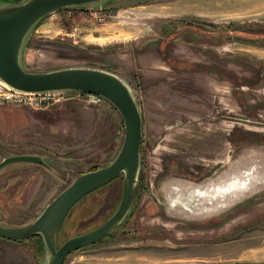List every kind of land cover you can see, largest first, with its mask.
<instances>
[{
  "label": "rangeland",
  "instance_id": "rangeland-1",
  "mask_svg": "<svg viewBox=\"0 0 264 264\" xmlns=\"http://www.w3.org/2000/svg\"><path fill=\"white\" fill-rule=\"evenodd\" d=\"M226 2L105 0L54 10L30 29L20 53L26 71L108 70L130 86L142 116L128 215L112 235L71 252L63 264H264V190L255 187L256 194L231 207L228 194L218 196L205 213V198L192 207L200 212L188 214L182 207L183 213L172 211L166 197L188 189L189 183L176 181L181 178L208 176L199 182L207 183L242 162L264 168V0ZM190 20L208 26L205 37L188 28L178 32ZM162 40L168 42L162 55L186 59H155L159 53L153 57L152 50ZM191 61L210 67L194 69ZM196 70L204 73L185 75ZM60 95L41 110L0 104V161L31 154L44 162L0 167L1 227L29 225L75 176L107 165L120 148L124 126L111 103L102 97L88 103L77 91ZM122 187L120 175L76 202L55 233L56 246L104 223L117 209ZM45 259L40 235L0 237V264Z\"/></svg>",
  "mask_w": 264,
  "mask_h": 264
},
{
  "label": "water",
  "instance_id": "water-1",
  "mask_svg": "<svg viewBox=\"0 0 264 264\" xmlns=\"http://www.w3.org/2000/svg\"><path fill=\"white\" fill-rule=\"evenodd\" d=\"M102 1L105 0H26L15 5H0L1 81L9 87L23 92L61 94L66 91H77L95 94L115 107L124 126L120 148L107 165L75 176L45 205L29 225L19 229L0 226V237L12 241H20L30 235H40L46 253L43 264H63L65 257L71 252L112 235L130 211L132 195L138 179L142 116L133 92L123 78L108 70L92 67H66L44 72H30L21 66L20 53L25 38L33 25L43 16L62 7L85 6ZM20 161L44 164L37 155L19 154L4 157L0 161V167ZM259 164L258 162L236 163L235 166L232 164L214 180L207 183H195L190 178L176 180L177 182H187L190 185L186 186L188 189L183 195L174 194L172 196L166 192V197L173 202L170 209L183 213L177 208L182 207L183 211H187L188 214L191 210L200 212L202 209L205 213L212 202L209 201L208 206L201 209H192L200 202L198 196H202V194L198 196L192 194L200 193V191L215 190V194L212 195V199H215L217 197L216 190H222L231 198L230 207L238 202L239 197L246 194L245 198H247L250 194H256L253 191L255 187L254 190L261 188L259 192L263 191L264 168ZM224 173L227 175L225 176ZM222 174L224 178L220 179ZM120 175L123 177L122 196L115 212L98 227L70 237L60 246H56L55 233L71 207L86 194L106 185ZM172 189L178 191L176 185H171L170 190ZM185 202L190 204L186 206ZM227 207L226 204L221 210H225Z\"/></svg>",
  "mask_w": 264,
  "mask_h": 264
},
{
  "label": "built area",
  "instance_id": "built-area-1",
  "mask_svg": "<svg viewBox=\"0 0 264 264\" xmlns=\"http://www.w3.org/2000/svg\"><path fill=\"white\" fill-rule=\"evenodd\" d=\"M83 95L88 103L96 104L100 101V97L95 94L83 93ZM62 98L63 96L60 94L15 90L0 80V104L11 103L32 108L34 110H41L59 102Z\"/></svg>",
  "mask_w": 264,
  "mask_h": 264
},
{
  "label": "flooded vegetation",
  "instance_id": "flooded-vegetation-1",
  "mask_svg": "<svg viewBox=\"0 0 264 264\" xmlns=\"http://www.w3.org/2000/svg\"><path fill=\"white\" fill-rule=\"evenodd\" d=\"M188 22V21H187ZM208 26L207 25H204V24H201V23H196V22H191V23H186V24H184V25H180L179 27H178V32H184L185 31V28H188V32H190V33H193V35H195L196 37L197 36H200V35H204L205 33H206V31L208 30V28H207ZM193 39V38H192ZM197 39V38H196ZM195 39V40H196ZM195 40L193 39V41L195 42ZM161 43H159L158 42V46L156 47V48H153V50H152V54L154 55L155 54V50H156V52H158L159 53V55L157 56V58H155V59H186V58H184V57H174V56H166L165 54L164 55H162L163 54V51L165 50V47H166V44L168 43V42H165V41H160ZM193 42H190L189 44H192ZM149 51H151V50H149ZM153 57H155V55L153 56ZM150 59H152V58H150ZM165 61H167V60H165ZM193 62V63H192ZM191 63L193 64L192 65V68H194V69H197V65L196 64H204V65H200L199 67V69L200 70H202V69H204V68H208V67H210V62H205V63H203V62H198V61H191ZM201 73H204L203 71H198V70H196L195 72H191V73H189V74H185V75H193V74H197V75H200ZM194 87V89L195 90H198L197 88H198V85H197V83H195V85L193 86ZM192 87V88H193ZM39 164V163H38ZM43 165V164H42ZM208 170L209 169H205L204 171H207L208 172ZM208 177V176H207ZM207 177H198V176H194L193 178L191 177L190 179L191 180H193V182H204L205 181V179H207ZM183 179H186V178H183ZM214 218V217H213ZM205 220H208V219H205ZM204 220V221H205Z\"/></svg>",
  "mask_w": 264,
  "mask_h": 264
},
{
  "label": "bare ground",
  "instance_id": "bare-ground-1",
  "mask_svg": "<svg viewBox=\"0 0 264 264\" xmlns=\"http://www.w3.org/2000/svg\"><path fill=\"white\" fill-rule=\"evenodd\" d=\"M223 175V174H222ZM217 191V197L218 196H220L221 198H223L225 195H227V194H224L223 192H222V190H216ZM201 195L202 194V196H200L201 198H205L206 199V201H207V203H209V201L211 202L212 200H214V199H212V195H214L215 194V190H213V191H200V193H197V194H192V195H194V196H198V195ZM198 198H199V196H198ZM199 200V199H198ZM263 240V239H262ZM261 241V240H260Z\"/></svg>",
  "mask_w": 264,
  "mask_h": 264
},
{
  "label": "crops",
  "instance_id": "crops-1",
  "mask_svg": "<svg viewBox=\"0 0 264 264\" xmlns=\"http://www.w3.org/2000/svg\"><path fill=\"white\" fill-rule=\"evenodd\" d=\"M230 0H228V2H226V5L225 6H227L228 7V4H230L232 1H235V0H232L231 2H229ZM245 1H247V0H245ZM253 3V2H252ZM255 4V3H254ZM54 15H56V14H53V16ZM189 23H191V22H195V21H193V20H190V21H188ZM49 24H52L53 25V23H47V25H46V28H52V25H49ZM113 24H111V26H112ZM38 27H40V26H38ZM62 31H63V29H61ZM60 30V31H61ZM65 30V29H64ZM38 30L37 29H35V32H37ZM59 31H56V33H58ZM67 35H72V34H74L73 32H67L66 33ZM201 37H205V34L204 35H200Z\"/></svg>",
  "mask_w": 264,
  "mask_h": 264
},
{
  "label": "trees",
  "instance_id": "trees-1",
  "mask_svg": "<svg viewBox=\"0 0 264 264\" xmlns=\"http://www.w3.org/2000/svg\"><path fill=\"white\" fill-rule=\"evenodd\" d=\"M94 169H96V168H94ZM91 170H93V169H91ZM78 202V201H77ZM72 208V207H71ZM37 234H35V235H30V236H27L26 238H28V237H32V236H36Z\"/></svg>",
  "mask_w": 264,
  "mask_h": 264
}]
</instances>
